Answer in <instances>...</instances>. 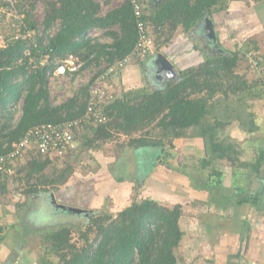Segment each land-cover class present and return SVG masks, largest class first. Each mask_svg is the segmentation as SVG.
I'll use <instances>...</instances> for the list:
<instances>
[{
	"label": "trees",
	"instance_id": "trees-1",
	"mask_svg": "<svg viewBox=\"0 0 264 264\" xmlns=\"http://www.w3.org/2000/svg\"><path fill=\"white\" fill-rule=\"evenodd\" d=\"M112 1L45 0L41 21L35 13L38 0H21L18 5L24 18L10 19L13 27L5 36V47L0 48V121L3 123L0 124V155H5L9 166L14 169L11 174L0 172V195L8 192L11 179L25 182L22 189L25 196L56 193L75 174L76 160L117 135L126 136L125 146L138 152L148 154L149 150H154L155 154L150 158L157 155L160 164L170 167L168 158L175 147V138H201L205 153L200 160L203 168L213 167V162L219 160L259 172L264 162V149L254 152L256 157H245L247 145L241 141L242 138L252 139L255 131L260 129L256 115L249 110L252 106L249 101L264 99V93L258 77L250 81L246 74L241 75L237 70L242 68L241 61L247 62L248 52H253L264 66V56L258 52L257 42L253 40L244 43L243 48H220L216 53L207 54L202 63L180 70V77L162 88L129 89L119 96L109 98L108 95L98 101L107 121L97 125L85 124L76 130L75 140L79 144L70 146L63 157H50L31 147L24 155L9 158L14 144L31 127L73 120L87 109L90 88L98 72L74 95L54 104L49 90L50 76L56 66L54 61L71 54L85 59L82 70L70 75L74 78L88 67L111 63L133 50L138 33L132 5L125 0L104 11ZM228 3L229 0H166L150 15L146 12L145 17L154 32L159 31L158 25L163 27L170 20L172 30L182 25L185 31H189L206 15L225 10ZM39 24L41 33L38 32ZM24 27L26 32L36 33V45L32 37L16 38L25 31ZM1 29L0 25V32ZM93 29L106 30L113 42L102 43L99 37H86ZM46 56L48 58L43 61ZM244 66L248 69L247 65ZM21 98L24 100L22 116L14 124L11 104ZM236 121L235 127L226 132ZM255 158L257 160L253 161ZM61 161L65 164L61 165ZM149 164L138 170L141 175L133 181L137 193L153 167ZM196 170L195 162L182 161L176 172L186 177L179 176L176 180H180L174 184L187 189L185 181L191 185L196 179L191 174L192 171L197 173ZM223 177L224 170L214 168L205 186H223ZM124 180L125 176L117 177L119 182ZM167 184L173 186L169 181ZM245 200L246 197L240 199L239 204ZM93 210L86 229L77 230L84 239L81 247L72 243V229L66 226L50 230L43 236L46 255L42 264H180L177 249L185 234L181 227L183 204L168 207L153 197H142L131 200L115 215L105 209L103 203ZM5 229L0 225V241L5 238ZM91 232L95 234L93 239L90 238ZM180 258L184 260V257Z\"/></svg>",
	"mask_w": 264,
	"mask_h": 264
},
{
	"label": "rangeland",
	"instance_id": "rangeland-1",
	"mask_svg": "<svg viewBox=\"0 0 264 264\" xmlns=\"http://www.w3.org/2000/svg\"><path fill=\"white\" fill-rule=\"evenodd\" d=\"M242 1H243V6L247 5L248 10L252 11L251 23L253 27H251L250 31L249 30L244 31V33L240 32V35H237L235 37L237 38V45L240 48H243L244 43L249 44L250 41L252 40L256 41L259 47L258 52H260L261 55L264 56V0H242ZM44 3L45 0H40L36 6L37 8L35 10V13L37 15L38 21L42 20L44 16V10H45ZM117 3L118 0H115L114 4ZM110 4L111 6H113L112 3ZM106 10L107 8H104V11ZM11 18L12 17H10V15L8 14H5L3 12L0 13V25L2 27L0 34L4 36L0 38V43H1V39L5 40L6 34L10 33V30L12 29L11 27H13L12 23L10 22ZM171 26L172 25L170 23H166L162 28L159 29L161 32H159L158 30L155 31L154 37H155L156 46L163 43L164 41H167L165 36H167L169 32L174 33L177 31V30L176 31L172 30ZM38 32L39 33L42 32L41 24H39ZM90 35H92L93 37L101 36L95 30H92ZM223 40H224L223 44L221 42L219 43L222 49H224L226 46L231 47V45L232 46L236 45V43H230L232 40L229 41V38L224 37ZM205 43L206 44H202V45L207 46V51L204 50L206 52V55L216 53L218 52V49H220V46L214 47V45L212 44H211L212 46H209L210 44H208L207 42ZM133 60H134L132 61L133 64H139V66L143 68V75L139 81V84L141 83L142 86H136L138 85V83H135L134 81L129 82L127 85H124L121 82V79L118 78L119 74H116L110 79V82L112 83L113 86V91L111 92L113 93V96L109 98L116 97V94H118L119 96L123 94L125 91H128L129 89H135L139 87H150L149 85L152 83L150 82L151 73H147L148 71L147 68L145 72L144 65H141L140 63L142 62L141 60H137V59L135 60V58ZM137 61L138 63H136ZM244 63L241 61L240 65H242V68L237 70L240 71L239 73L241 75L243 73L246 74V78L248 80L253 81L254 80L253 78L255 76L249 70L250 67L248 63L245 61ZM103 65L105 64L102 63L101 66ZM244 65H247L248 69L245 68L246 66ZM98 67L99 66L94 68L88 67L83 71H81V73L77 74L74 78L72 76H57L54 74L51 75L49 80L51 101L54 104H59L65 101L67 98L74 95L77 89H79L82 86V84L86 83L91 79V77H93ZM123 71H125V69ZM232 98H234V96H232ZM23 102L24 100L23 98H21L19 99V101H13L11 104L12 105L11 110L14 114L12 122L14 124H16L22 116ZM249 103L250 105H252L249 110L252 113H254V115H256V120L260 124V129L255 131L252 139L248 140L246 138H242L241 141L244 142V145H247L248 148V153H246L245 157L251 158L257 152H260L261 148L264 149V99L262 97L256 98L254 100H250ZM237 123L238 122L236 121V123H234L233 126H235ZM0 124L3 123L0 121ZM189 139L192 138L178 137L173 140V144L177 148L174 149L175 147H173L171 149L172 151L170 152L171 153L170 157L174 163L173 165L180 166V164L182 163L180 162L181 160L184 161L185 163L187 162L193 163L195 158L192 159L189 153L192 152L194 149L193 143H191L194 141ZM126 143H127L126 136L117 135L113 140L105 143L102 147L98 149H92L89 150L87 153H84L83 158L76 160V170H75L76 172L73 175L72 179H70V181L66 185L62 186L63 188L62 187L61 188L64 189L66 188V186L70 185V183H77L81 179H86L84 177L89 178L92 177V175L95 174L99 175L100 173L107 172V170L112 171L114 172V177L112 176L108 177L105 175L104 176L105 179L101 180L103 182L97 183V188H99L97 192L101 193L102 198L104 197L103 201H101L102 200L101 198L100 201L99 200L97 201L98 203L97 205L95 203H92L90 199L88 202H86L85 192H80L79 197L83 198V202L82 201L80 202L82 206L89 207L90 204L92 203L93 205H96L95 207H97L98 205L103 203L105 205V209H108L110 213L114 215L117 214V212L122 208V206L117 205L114 207L111 206L110 208V205L108 204V202L111 201L110 197L111 195H113V192L115 191L118 192L119 189L123 190L122 187H120V183L117 184L116 182L117 177L123 175H126V177H128L129 175H131L130 176L131 179H136L135 176L139 178L141 174L137 173V175L135 176L132 175L135 173L134 169L136 170V172L139 169L143 170L144 167H147V163H149L150 155L155 154L154 150H149V152H147L148 154H145L143 152H138L137 153L138 155L132 154V152H127L129 147L125 146ZM189 143L190 146L193 147H190ZM249 154H251V157ZM186 155L189 157L187 158ZM128 157H136L133 159L137 163V167L132 164L126 165L125 162L128 160ZM255 160L257 159L255 158L253 161ZM62 161H64V159ZM62 161L60 163L61 165H64L65 163L64 162L62 163ZM163 169L164 167H160L158 171V175L160 177L163 174L162 172ZM232 174L233 177L231 181V186L236 187L239 185L242 188H244L243 186H245L246 183L244 182V180L246 181L248 177L247 170L245 168H239V170H236L234 167L232 170ZM198 177L200 179L199 181L198 179H194V184H196L194 188L192 187L190 188L188 182H185V184L188 185L187 189H184L174 184H172L173 186H169V187L166 186L164 188V181L157 182L153 180L151 177H148L144 180V185L140 188L138 193L135 192L134 187L133 189L129 187L130 194L129 197H127V202H125L124 204L128 205L131 200L141 199L142 197L143 198L153 197L157 199L162 205L168 207H172L176 203L183 204L184 212L181 218V227L183 228L185 234L183 236L179 248L177 249V255L179 257L180 264H187L191 261L194 264H220V258L218 253L213 252L215 251V247H217L214 243L215 236L217 237L219 236L217 235L215 226L212 224L213 218L212 219L208 218L209 214L204 215L203 201L200 198H193V195H197L195 194L196 190L198 189L197 187H199V185H202L205 179L207 178L204 175V173L201 175V177L199 175ZM106 178L110 180V182H108ZM164 179L165 181L176 180V178L172 176ZM24 183L25 182H19L17 180L11 179V182L9 183L8 192H6L5 195H0V203L5 206L6 205L8 206L5 207L6 209L3 212V214L0 213V225L6 228V230L3 232L5 233V235L12 230L13 235L15 236V238L13 237V241L14 243L17 244H15V246H13L11 250L12 253L19 252V254H17L16 256L18 257V259L17 258L15 259L17 264H42L43 258L46 255V253L44 252L45 249L43 247L44 245L43 236L46 233H48L50 230L57 229L60 226H66L67 228L72 229V233H71L72 243H74L77 247H81V245H83L84 243V239L81 237V233L78 232L77 230L78 229L85 230L86 225L90 220V217L85 219L84 216L77 215L76 213L74 214L64 211L63 213L56 215L53 220L52 219L53 215H49V214H54L51 210L49 213L46 212L42 215L41 213H39V215H37L34 212V210H36L38 206L39 208L43 209L44 208L42 206L43 202L39 204L40 202L39 200L41 199L38 198V196H35L38 194L25 196L24 193L22 192V189L24 188ZM128 183L129 182H126V185H128ZM86 186L88 187V190H90L91 186L88 184V182L84 183V187ZM130 186H133V184L130 183ZM81 188H83V184ZM236 190L234 191L237 192ZM226 191L227 192L220 194V196L222 198L225 197L227 200L228 195H230L233 189H229V190L226 189ZM86 192H90V191H86ZM245 192H246L245 189L241 190V192L237 194L236 198L243 199L247 194V192L246 193ZM222 201L225 200L222 199ZM233 203H235V201H233ZM221 204L222 205L218 206L220 213L226 209L225 208L226 205L223 202ZM92 212H95V210H93ZM211 215L214 216V214L212 213ZM12 222L16 224L14 225V227L9 228ZM13 228L17 229L19 232H16ZM90 235H91L90 238L93 239L95 234L94 232H91ZM19 242H20V250L16 251L15 247H17ZM180 257L182 258L184 257V260H182Z\"/></svg>",
	"mask_w": 264,
	"mask_h": 264
},
{
	"label": "crops",
	"instance_id": "crops-1",
	"mask_svg": "<svg viewBox=\"0 0 264 264\" xmlns=\"http://www.w3.org/2000/svg\"><path fill=\"white\" fill-rule=\"evenodd\" d=\"M114 1H112L113 6H105L104 8L110 9V7H115L118 5H121L125 2V0H118L117 4H114ZM144 5L146 7L147 15H150L154 10L159 6L162 2L166 0H143ZM242 0H229L228 8L226 10L221 11H215L212 14L206 15L202 20H199L189 31H185L182 27V25H178V29H173L174 33L169 32L167 36H165L166 40L163 43L156 46V52L151 55L150 57L144 58V59H138L135 58V60H141V65H144L145 72L146 68L148 69L147 73H151V80L152 82L149 86L146 88L155 89V88H162L165 86L168 82L173 81L174 79H178L180 77V70H185L189 67L197 66L198 64L202 63L206 58V52L207 46L202 45L210 44L209 46L214 45V47L220 46V42L223 44V38H229V41L235 38L237 35H240V32L244 33V31H250L252 25V11L248 10V6H243ZM21 0L19 1L20 5ZM146 2V4H145ZM255 6V5H253ZM254 8V7H253ZM252 8V10H253ZM18 10V8H17ZM254 12V10H253ZM256 13V12H255ZM6 14V13H5ZM6 16V15H4ZM16 18V17H14ZM18 19V18H17ZM171 21V20H170ZM168 21L167 23H170ZM156 27V26H155ZM162 26L158 25L157 28H161ZM152 28V26H151ZM116 29V28H115ZM101 35L99 37L100 42L102 43H112L113 38L111 36H108L106 34V30L102 29H93ZM92 31H90L91 33ZM153 34L155 33L152 28ZM159 32H161L159 30ZM92 36V35H89ZM236 39V40H235ZM233 39L230 43H236L235 46H226L224 49H234L237 45V38ZM212 44V45H211ZM227 45V43H226ZM161 53L164 56L167 57V59L171 62L172 66L176 70V72L173 70V72L170 69H167L163 66L162 61L158 58V54ZM134 61V60H133ZM132 63V64H131ZM126 68L125 71H122L118 78L121 79V82L124 85H127L129 82L134 81L135 83H138L136 86H142V84H139L140 79L143 75V68L139 66V64H133L131 62ZM138 63V61L136 62ZM143 63V64H142ZM141 88V87H139ZM235 126L231 125L228 127L226 132H229L232 128ZM254 135V134H253ZM189 140H193V151L189 154L192 158H195L193 162H195L197 167V173L192 171L193 177L195 175V178L200 180L198 175L201 177V175L204 173V175L207 177L208 180L210 173H213V169H223L224 170V177H223V186H219L216 188H209L205 186L206 179L202 185H199L197 187L195 194L193 195V198H200L203 201L204 204V215L209 214L210 219H212V224L215 226V230L217 231L218 237L215 236L214 243L217 247H215V251L218 253L220 258V264H264V162L261 170L259 172L252 171L251 168H245L248 172L247 180L244 182L245 186L242 188L241 186L233 187L231 186L232 181V170L234 166L226 163L225 161H214L212 166H209V168H203V165L200 160L204 158V145L203 140L201 138H192ZM77 142V141H76ZM79 143H77L75 146H77ZM255 146V145H254ZM174 149H177L176 147ZM130 150V151H129ZM248 150V148H247ZM172 151V150H171ZM127 152H132V154H137L138 150L129 148ZM138 155V154H137ZM246 155V153H245ZM251 157V154H249ZM255 155L252 156V158ZM154 157V156H153ZM188 158L189 156L186 155ZM184 157V158H186ZM133 158L136 157H128V160L125 162L126 165H134L136 166L137 163L134 161ZM158 156L154 158L149 157V165H151L152 169L147 173V177H151L155 181H164V188L168 186L167 181L174 184L175 181L180 180H166L164 178L167 177H174V178H180L179 176H182L181 178H185L186 176L180 175L178 172H176V168L179 167V165H173V161L171 157L169 156V162L170 166L162 165L157 160ZM182 162V160L180 161ZM187 162V161H186ZM224 162V163H223ZM182 165V163L180 164ZM194 166V165H193ZM160 167H164L162 170L163 174L161 177L158 175V171ZM201 167V168H199ZM211 168V169H210ZM206 169V170H205ZM236 170H239V168H236ZM134 174L137 175L136 170L134 169ZM189 173V172H188ZM108 177H114V172L108 171L104 173H100L99 175L95 174L92 175V177H84L86 179H81L77 183H70L68 188L61 189L57 191L56 193L50 192H40L38 193L39 204L41 202L43 209L39 208V206L34 210V212L39 215V213H49L50 210L54 214L52 219L54 220L55 216L58 214L63 213L64 211L61 208L56 207L52 202L51 194L54 193V197L56 201L60 204L70 205L74 207L79 208H89L88 211H93V208L98 203L97 201L101 200L102 195L100 192H97L99 188H97V183L103 182L102 179H105L104 176ZM190 175V173H189ZM96 176V177H95ZM99 176V177H98ZM126 177V175H123ZM131 175L126 177V180L124 181H117V184L120 183V187H122L123 190L119 189L118 192H113V195H111L109 202L110 208L111 206H122L124 208L127 206L124 204L127 202V197H129V187L133 189L134 187V180L137 179H131ZM107 177V178H108ZM214 177H217L216 175ZM106 178V179H107ZM72 179V178H71ZM170 179V178H169ZM85 180V181H84ZM108 180V179H107ZM88 182V184L91 186L90 190H88V187H84V183ZM110 182V180H108ZM126 182H129L128 185H126ZM186 182V181H185ZM130 183L133 184V186H130ZM83 184V188H81ZM109 184V183H108ZM177 185L178 184H174ZM196 184L191 183L190 188H194ZM228 186V187H226ZM103 187V186H102ZM184 189H186V186H182ZM229 189H233L231 191L230 195H228V198H222L220 194H223ZM237 189V190H236ZM246 190L247 194L245 195L246 200L244 203L239 204V200L241 198H236L237 194L241 192V190ZM90 192H86V191ZM121 190V191H120ZM193 190V189H191ZM236 190L237 192H235ZM68 191V192H67ZM80 192H85L86 199L85 201L88 202L89 199L92 203H95L96 205L90 204L89 207L82 206L81 201L83 202V198L79 197ZM193 192V191H192ZM245 192V193H246ZM219 194V195H218ZM223 200L225 201H222ZM104 200V197L101 201ZM226 205L225 210H223L220 213V210L218 209V206L222 205V202ZM235 201V203H233ZM88 204V203H86ZM7 206V205H6ZM5 205L0 203V213L3 214L5 211ZM41 206V205H40ZM8 207V206H7ZM121 208V209H122ZM214 214L213 215H211ZM210 221V222H211ZM16 223H11L10 227H14ZM16 232H19L17 229L13 228ZM6 230V229H5ZM4 230V231H5ZM8 230V229H7ZM5 235V233H3ZM13 235L12 230L9 231L5 238L0 241V264H17L16 258L18 259L17 254L19 252L12 253L11 248L15 246L13 241ZM17 238V237H16ZM248 246V248H247ZM247 248V249H246ZM16 251L20 250V242L18 243L17 247H15ZM247 251V252H246ZM216 258V257H215ZM217 261V260H216Z\"/></svg>",
	"mask_w": 264,
	"mask_h": 264
},
{
	"label": "built area",
	"instance_id": "built-area-1",
	"mask_svg": "<svg viewBox=\"0 0 264 264\" xmlns=\"http://www.w3.org/2000/svg\"><path fill=\"white\" fill-rule=\"evenodd\" d=\"M20 0H0V13H6L10 17H16L19 20H23L24 14L19 13L17 10ZM40 0H38L39 2ZM132 5L134 16L136 19V27L138 38L133 50L123 58H115L113 62H104L103 66H99L96 69L98 75L95 82L90 88L91 99L87 106L85 113L79 118L73 120H66L57 123H42L31 127L25 136L16 142L13 146V150L9 154V158L13 159L17 156L24 155L29 148L35 147L37 151L42 154L49 155L50 157H63L68 153L70 146H74L75 131L81 129L85 124L97 125L102 122H106L108 117L98 107L97 102L104 99L108 95L113 96V86L110 79L120 74L134 58L144 59L150 57L156 52L155 37L152 32V28L146 19L145 6L142 0H129ZM43 19V18H42ZM41 21V20H40ZM22 34H17L16 38L23 36L26 38L32 37L34 44L36 45V33L31 31ZM90 35V32L86 37ZM3 35L0 34V38ZM4 37V36H3ZM6 40L1 39L0 48L5 47ZM46 56L43 61H46ZM246 60L250 67L251 72L255 77L261 80L262 91L264 93V66L260 63V60L255 56L253 52H248ZM55 69L52 75L57 76H70L74 73L82 70L86 65V60L78 55L71 54L63 59L54 61ZM94 73V74H95ZM8 158L5 155H0V172L13 173L14 169L9 166Z\"/></svg>",
	"mask_w": 264,
	"mask_h": 264
},
{
	"label": "water",
	"instance_id": "water-1",
	"mask_svg": "<svg viewBox=\"0 0 264 264\" xmlns=\"http://www.w3.org/2000/svg\"><path fill=\"white\" fill-rule=\"evenodd\" d=\"M158 58L162 61V64L165 68L170 69L172 72L173 70L176 72V70L174 69V67L172 66L171 62L167 59L166 56H164L163 54L159 53L158 54ZM120 75V74H119ZM79 143L78 141L74 144V146ZM52 197V202L53 204L58 207L61 208L63 211L66 212H70V213H76V214H83V213H87L90 212L87 209H83V208H79V207H74V206H70V205H65V204H60L56 201L55 197H54V193L51 194Z\"/></svg>",
	"mask_w": 264,
	"mask_h": 264
},
{
	"label": "flooded vegetation",
	"instance_id": "flooded-vegetation-1",
	"mask_svg": "<svg viewBox=\"0 0 264 264\" xmlns=\"http://www.w3.org/2000/svg\"><path fill=\"white\" fill-rule=\"evenodd\" d=\"M93 212L91 211V212H87V213H83V214H77V215H81V216H84L85 217V219L86 218H88V217H91V214H92ZM75 214V213H74Z\"/></svg>",
	"mask_w": 264,
	"mask_h": 264
}]
</instances>
